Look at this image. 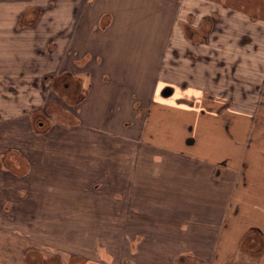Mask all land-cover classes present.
<instances>
[{
    "label": "crops",
    "instance_id": "crops-1",
    "mask_svg": "<svg viewBox=\"0 0 264 264\" xmlns=\"http://www.w3.org/2000/svg\"><path fill=\"white\" fill-rule=\"evenodd\" d=\"M19 2L0 1V211L13 201L32 213L35 201L81 214L80 183L96 166L79 158L83 135L152 146L155 161L110 160L155 162V174L105 171L126 203L102 214L152 215L141 227L124 220L120 240L154 253L89 260L25 247L6 263L264 264V0H71L72 16L57 0L44 30L40 18L20 25L32 4ZM53 103L73 122L38 132Z\"/></svg>",
    "mask_w": 264,
    "mask_h": 264
},
{
    "label": "rangeland",
    "instance_id": "rangeland-1",
    "mask_svg": "<svg viewBox=\"0 0 264 264\" xmlns=\"http://www.w3.org/2000/svg\"><path fill=\"white\" fill-rule=\"evenodd\" d=\"M19 1V3L22 4L30 1L32 4L25 11V15L27 14L30 16L28 17V20H31L30 23H27L28 21L23 22V12L20 25L26 24L32 25L33 27L36 21L40 18V23L38 24L40 26L41 23H45L47 20L44 18V16H46L45 14H48V18H55L54 16H56V14L62 9L61 3L59 4L57 0ZM68 1L69 0H64V2ZM63 8L65 9V6H63ZM67 8L69 10V15L72 16L71 0ZM47 23L42 24L43 30L46 26L52 24L49 22ZM50 30L51 29H48V31ZM257 74H260V72ZM246 76V71L240 73L241 80L244 78L247 79ZM7 89L10 90L11 88H3L4 91ZM65 98L67 101L66 103L70 105V99H68L67 96H65ZM49 108L50 110L46 111V116L41 114L39 116L41 118H38L37 121L34 122L35 124L33 123L34 128L37 129L38 132L44 133L45 128H47L45 124H50L52 121L64 120L69 123L73 122L72 116L67 112H64L61 105L53 103L49 105L48 109ZM52 132L54 135L49 138V143L58 144L61 142L63 136L62 131L54 129ZM41 141L43 145L45 140L43 139ZM79 145V158L81 161L86 158L91 162H96V166H90L88 177H84L85 182L83 181L80 183V202L81 206H83L81 207V214H72L70 209L62 215L54 214L52 213L53 210L51 208L48 209V213L46 212V214L37 210L38 208L36 207L38 204H35V201L32 202V208L29 207L33 212L31 213L27 209V212L25 213L23 207L14 209L12 207L14 202L10 201V206L4 209L5 212H3V209L0 211V264H7L5 261L6 259H4L7 255H21L25 247L27 252L28 250H31L28 253L32 256H37L39 254L42 257H49L51 254L60 255L62 253H69L74 255L78 254L83 259L89 260L97 257L104 259V257L107 256L118 258L120 256L132 254H139L140 256L137 257L139 260V258L144 259V255L154 253L151 251L152 248L150 247H141L138 249L124 247L120 240L125 233L121 224H126L124 223L127 221L126 219L133 220L130 221L131 223L137 222L141 227L145 226V224L151 223L153 219L152 215L142 214L126 216L120 215L119 213L112 215H104L102 213L103 210H108L110 208L118 211L121 207L125 206L126 203L124 202L121 204V200H118L120 199L118 196H116L118 199L114 200L115 197H112L111 193H109L110 187L115 184L113 182H111L112 184L108 182V178L103 179V176L106 175L105 171L108 170V175L110 176H118L119 174L125 175L127 172L132 175L134 174V171H138V173L155 174V162L153 163L154 167L151 168L147 166L133 167L130 165L131 163H126L125 166H119V163L113 165V163H110V160L121 161L127 159L130 161L144 159L155 161V148L152 146L138 147L124 142H115V140L99 135H95L92 141L91 138L89 139L86 135H83L79 139ZM104 162L106 166L103 169ZM93 184H98L99 186L94 188ZM2 199L4 201L5 197L0 198V203L3 202ZM63 201L66 205L67 199L65 198ZM16 202L13 206L17 207ZM91 202L94 207L92 208V214H89L87 213V211L89 212L87 203L91 204ZM139 202L140 206H143V201L139 200ZM146 202L147 201H144V207H147ZM133 203L135 204V200H133ZM127 204L132 205L128 200ZM24 205L25 204H23L22 201L18 206ZM105 222H107L106 226ZM105 227L108 229L106 230ZM143 231L147 234L145 230ZM139 232L140 231L134 230L133 235ZM111 236L113 239L108 238ZM144 238L145 237H143V239ZM112 240L115 241L112 243V246H107L108 242H113ZM7 250H10L8 251L9 254L7 253ZM182 261L183 259H181L180 264H183ZM185 264L187 263L185 262ZM189 264L198 263L190 262Z\"/></svg>",
    "mask_w": 264,
    "mask_h": 264
},
{
    "label": "water",
    "instance_id": "water-1",
    "mask_svg": "<svg viewBox=\"0 0 264 264\" xmlns=\"http://www.w3.org/2000/svg\"><path fill=\"white\" fill-rule=\"evenodd\" d=\"M166 94H168V92Z\"/></svg>",
    "mask_w": 264,
    "mask_h": 264
}]
</instances>
